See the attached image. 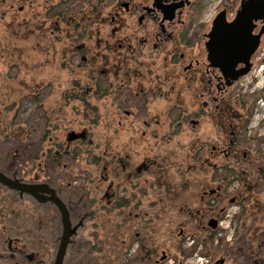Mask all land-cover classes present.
Returning <instances> with one entry per match:
<instances>
[{
  "label": "flooded vegetation",
  "instance_id": "flooded-vegetation-1",
  "mask_svg": "<svg viewBox=\"0 0 264 264\" xmlns=\"http://www.w3.org/2000/svg\"><path fill=\"white\" fill-rule=\"evenodd\" d=\"M216 2L0 0V69L46 61L14 86L41 133L0 103V172L65 202L62 264H179L228 216L212 264H264V0ZM245 8L253 47L217 44ZM63 233L52 200L0 180V264H54Z\"/></svg>",
  "mask_w": 264,
  "mask_h": 264
},
{
  "label": "rangeland",
  "instance_id": "rangeland-1",
  "mask_svg": "<svg viewBox=\"0 0 264 264\" xmlns=\"http://www.w3.org/2000/svg\"><path fill=\"white\" fill-rule=\"evenodd\" d=\"M209 1L211 5L209 6L210 9L208 10V12L211 14L213 13L215 5L217 4L216 2L217 0H209ZM1 29H5V28L0 26V31ZM9 30L11 31L12 29L9 28ZM38 48L40 49L39 46ZM26 56L27 58L24 61V64H25V68L27 69H22V70H20V68L15 69L16 72L12 73L14 75L13 77L10 75V73H9L10 76L8 77L7 76L2 77V74H0V77H1L0 83H2L3 86L6 84L11 85V87H7V88L4 87V93L11 91L10 88H13L14 86H19L18 83L22 81L21 78H24L27 80V79H30V77H33V75L31 76V72L35 74L43 73L44 76H46V68H45L46 61H44L45 56H43L42 58L37 57L36 60L34 59L36 62L35 64H34V60L30 58L31 57L30 54ZM0 71H2L3 73L5 70L1 68ZM9 72H10V69H9ZM4 93L0 94V103L2 102V99L4 100L6 96H9V95H5ZM44 95L40 97L41 100L45 97ZM3 103L5 106L10 104L9 101L6 99L4 100ZM35 104L36 103L34 101H31L29 99H23L19 109L9 108L8 111L10 114H12L14 111H16V114L20 113V118L26 121L28 124H30V128L32 130L33 129L37 130L35 134H39L44 128V121H43V116H41L42 113L40 110H39L40 113L37 112L36 114L33 113L32 115V111L36 108ZM76 194L77 193H74L75 197H77ZM74 199H77V198H74ZM230 218H231L230 216L226 217V220L223 222V224L219 226L220 228L216 229L214 236L212 238V243L209 244V242H206L203 244H196L192 242V240L186 241L181 247L182 251L179 252L181 255L186 253V256H184L183 258L181 257L182 260L179 262V264H212V262L216 258H221L222 256L221 254L222 252H224V249H225L224 242H226L227 240H230L231 238L235 236L234 230L232 229L231 226H229ZM224 233H226L225 236H224ZM183 251H185V253H183ZM79 256L80 258H82L81 254ZM76 257L77 256H75L74 259H69L68 261L73 264H78V261H76L77 259ZM185 257H187V259H185ZM82 260L84 262L87 261V259H84V258H82ZM168 264H171V262H169ZM226 264H231V261L226 262ZM232 264H233V261H232Z\"/></svg>",
  "mask_w": 264,
  "mask_h": 264
},
{
  "label": "water",
  "instance_id": "water-1",
  "mask_svg": "<svg viewBox=\"0 0 264 264\" xmlns=\"http://www.w3.org/2000/svg\"><path fill=\"white\" fill-rule=\"evenodd\" d=\"M249 4V3H247ZM251 22L252 18L249 16L247 9L238 15V17L231 23H225L223 17H219L216 22L215 40L217 44L229 46L238 44H245L247 47L252 48L255 40L251 37ZM0 180L10 185L11 187L18 188L29 194L36 196L41 202L52 200L59 208L62 222L64 224V233L61 243L58 247L56 259L54 264H62L64 256L70 242L71 235L75 232V227L72 226L70 212L65 202L57 194L54 187L49 184H24L18 180H11L0 172Z\"/></svg>",
  "mask_w": 264,
  "mask_h": 264
},
{
  "label": "trees",
  "instance_id": "trees-1",
  "mask_svg": "<svg viewBox=\"0 0 264 264\" xmlns=\"http://www.w3.org/2000/svg\"><path fill=\"white\" fill-rule=\"evenodd\" d=\"M9 56H12V55H6V57H9ZM14 72H16L15 71V69H13V68H10V72H9V70H5L3 73H2V71H0V74H2V77H5V76H14L12 73H14ZM9 73H10V75H9ZM1 78V77H0ZM4 87H11V85H4L3 86V84L2 83H0V94H3L4 93ZM11 89V91H9V92H5L4 94L5 95H9V96H6L5 98H4V100L6 99V100H8L9 101V107H11V108H15V102H14V100H15V98H16V96H17V91H14V87L13 88H10ZM25 89L26 90H30L31 88H30V85L29 84H25ZM32 90V89H31ZM30 96V95H29ZM26 97L24 96V97H22V100L23 99H25ZM4 100L2 99V102L1 103H3L4 102ZM9 107L8 106H6V111H8V109H9ZM16 108H18L19 109V107H16ZM6 114V113H5ZM12 122H13V119L11 118L10 119V122H9V125H11V126H13V124H12ZM6 134V133H5ZM84 159L82 160L84 163H86V164H91L92 162L94 163V162H96L97 161V157H94L93 156V151H92V157L90 158V156L88 157L87 155H81ZM68 159L70 160V161H74L75 160V158L73 157V158H70V157H68ZM68 160V161H69ZM67 163H69V162H67ZM87 168V167H86ZM61 170L63 169L62 167L60 168ZM87 171L89 170V168L88 169H86ZM63 172V171H62ZM61 173V172H60ZM65 176H67L68 178H71V176H72V172L71 171H66L65 173Z\"/></svg>",
  "mask_w": 264,
  "mask_h": 264
}]
</instances>
